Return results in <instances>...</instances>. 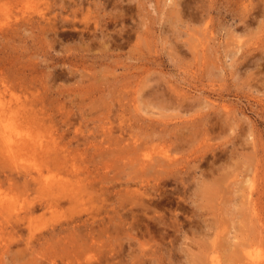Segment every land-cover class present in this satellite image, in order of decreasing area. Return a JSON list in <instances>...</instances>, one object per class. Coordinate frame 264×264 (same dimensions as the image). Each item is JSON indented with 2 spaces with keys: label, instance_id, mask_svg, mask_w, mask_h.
<instances>
[{
  "label": "rangeland",
  "instance_id": "374dc122",
  "mask_svg": "<svg viewBox=\"0 0 264 264\" xmlns=\"http://www.w3.org/2000/svg\"><path fill=\"white\" fill-rule=\"evenodd\" d=\"M0 96V264L264 258V0H0Z\"/></svg>",
  "mask_w": 264,
  "mask_h": 264
},
{
  "label": "bare ground",
  "instance_id": "6f19581e",
  "mask_svg": "<svg viewBox=\"0 0 264 264\" xmlns=\"http://www.w3.org/2000/svg\"><path fill=\"white\" fill-rule=\"evenodd\" d=\"M190 41V40H189ZM194 47V46H193ZM197 48V47H196ZM192 49V48H191ZM198 49V48H197ZM205 53V52H204ZM155 90V89H154ZM16 106V107H15ZM22 107V104L20 105V103L14 105L10 104V105H5V103L2 102V99H1V96H0V149L1 148V145L3 144L5 146V151L7 152L6 155L9 156L8 158H13L15 157V154H16V149H19V148H23L26 146V141L24 140H21L22 138H16V139H13V134L11 131H13V128L11 126H9L8 124H5L3 123V117L6 118L7 115H12L15 113V111H18L20 109H23L21 108ZM24 107V106H23ZM25 109V108H24ZM23 109V110H24ZM10 119V118H9ZM7 120V119H6ZM6 122V121H5ZM8 122V121H7ZM6 122V123H7ZM12 122V121H11ZM15 126V125H14ZM17 129V126H15ZM133 135V134H132ZM122 138V137H121ZM117 140V139H116ZM138 141V139H136ZM118 141V140H117ZM137 141H134V143L132 144V146H130V148L128 149H137V146H136V142ZM117 143V142H116ZM135 144V145H134ZM138 144V143H137ZM118 145V143H117ZM142 143L139 145L141 146ZM143 146V145H142ZM112 147V146H111ZM125 147V146H124ZM123 147V148H124ZM139 148V147H138ZM122 149V148H120ZM165 149V148H164ZM165 156H169L168 153H165ZM169 159V158H168ZM162 161V160H161ZM174 161V160H173ZM58 163V164H61L60 161H54V163ZM161 163H159L160 165ZM64 167L65 166H68L67 164L66 165H63ZM60 167V165H59ZM73 167V165H72ZM168 167V166H167ZM68 168V167H66ZM70 168V167H69ZM169 168V167H168ZM166 169V168H165ZM66 170H69V169H66ZM71 170V169H70ZM167 170V169H166ZM169 170V169H168ZM167 170V171H168ZM78 176V175H77ZM34 177V176H33ZM36 178V177H34ZM33 178V179H34ZM43 187H41L44 191V193L48 194L49 195V200L47 201L46 199V203H45V206L44 207H52V205L54 206H60V203L63 202L62 199L64 200L65 198H67L68 200H71V201H74L77 200V199H80L81 197V194L76 191L77 187L76 186H73L71 181H64V180H57L55 182H46L44 185H42ZM79 188H81L79 186ZM80 190V189H79ZM78 192V193H77ZM65 203V202H64ZM251 203L253 204L252 205V208L254 209V211L256 212L257 211V205H256V202L254 201L253 202V199L251 200ZM44 204V203H43ZM62 204V203H61ZM7 209H9V207H6ZM50 209V208H49ZM121 221V220H120ZM117 226V225H116ZM261 250H249L247 251L245 254H246V263L244 262V264H264V258L261 256L260 252ZM108 255V254H107ZM70 262V261H69ZM209 264H221V262L219 261V259H216L214 258V256H212L210 258V261H209Z\"/></svg>",
  "mask_w": 264,
  "mask_h": 264
}]
</instances>
